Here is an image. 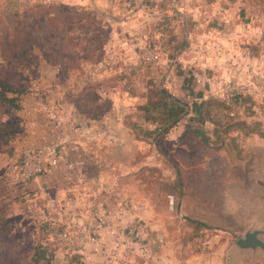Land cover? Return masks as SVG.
<instances>
[{"label": "rangeland", "instance_id": "374dc122", "mask_svg": "<svg viewBox=\"0 0 264 264\" xmlns=\"http://www.w3.org/2000/svg\"><path fill=\"white\" fill-rule=\"evenodd\" d=\"M14 2L16 15L6 11ZM106 22L89 0H0V63L30 89L31 121H99L116 102L127 127L112 131L111 145L99 143L109 158L59 190L53 208L36 191L23 194L0 147V264H32L41 245L50 264H264L260 249L235 245L250 230L264 242V74L228 73L209 97L249 96L234 117L214 105L203 120L209 98L191 109L193 97L180 93L188 113L174 126H161L157 111L142 121L136 108L151 75L103 61ZM118 67L129 75L120 82ZM94 78L99 94L88 89ZM10 121L0 111V123ZM193 126L209 144L185 135ZM101 215L113 227L89 231Z\"/></svg>", "mask_w": 264, "mask_h": 264}, {"label": "crops", "instance_id": "0c3cea01", "mask_svg": "<svg viewBox=\"0 0 264 264\" xmlns=\"http://www.w3.org/2000/svg\"><path fill=\"white\" fill-rule=\"evenodd\" d=\"M89 3L96 14L105 12L109 36L103 46V61L119 62L125 70L132 65L143 74L145 70L146 77H157L161 89L177 100L180 93L193 97L194 101L185 103L191 109V104L214 95L228 73L240 75L247 67L254 79L264 74L262 67L258 68L264 62V0ZM25 115L27 135L13 147L21 151L36 146L57 152L56 166L29 185L44 198V205L52 208L59 190L85 182L87 169L99 167L103 158H109L99 150V143L111 145L113 130H127L124 112L116 102H111L99 121L81 114L74 121H31ZM107 226L113 227L108 219Z\"/></svg>", "mask_w": 264, "mask_h": 264}, {"label": "trees", "instance_id": "16d2710c", "mask_svg": "<svg viewBox=\"0 0 264 264\" xmlns=\"http://www.w3.org/2000/svg\"><path fill=\"white\" fill-rule=\"evenodd\" d=\"M16 9V3L14 2L13 5L7 6L6 11L11 10L12 13L16 15ZM84 48L87 49L86 46ZM3 62L4 61L0 63V111L3 115L11 117L13 121H10L9 124L0 123V147L9 148L7 154L10 161L12 162L11 171L18 180L19 187L23 191V194H27L31 192L29 185L34 179L25 178L20 174L15 173L13 170V165L21 159L24 151L32 147H27L19 151L15 150L13 146L15 143H20L27 135L28 118L24 114V111L26 104L30 99L31 91L20 80V78L13 74L6 73L5 68L9 67V63ZM94 63H97V59L94 60ZM117 73L119 74L116 76L118 77L117 82L123 81L129 77V75L124 73V71H119ZM151 78L153 82L152 84L146 86L147 91L144 104L136 108L141 112L140 119L142 121H154V119L150 120L147 113L149 111H157L161 116V126L164 128L174 126L182 116L188 113L187 106L177 101L176 98L170 96L167 91H163L160 87L157 77ZM94 80L95 81H93L92 84V81L89 82L92 86H90L88 89L98 91L101 87V84L95 78ZM86 88L87 87H84L82 90L85 91L87 90ZM243 100L249 101V96L243 99L241 95H238L232 97L231 99H224L222 101L209 98L202 103L200 110L201 116L203 117V120H205V114H208L210 107L219 105L223 109H228L230 112L229 115L234 117L235 113L232 110L239 108L242 105ZM187 133L194 137L200 138L204 144H209L208 137L202 129L193 126L192 128L185 131V135ZM41 246H38V249H33L31 259L32 264H50V259L46 257L47 247L42 246V248H40Z\"/></svg>", "mask_w": 264, "mask_h": 264}, {"label": "built area", "instance_id": "2783aa9c", "mask_svg": "<svg viewBox=\"0 0 264 264\" xmlns=\"http://www.w3.org/2000/svg\"><path fill=\"white\" fill-rule=\"evenodd\" d=\"M57 164V152L44 147H32L23 152L21 159L13 165L15 173L25 178L35 179L49 173ZM141 221V219H139ZM107 225L106 216H99L95 225L89 226V231L98 232ZM88 231V234H90ZM62 240H69L67 232L59 234ZM86 238V237H84ZM82 237V239H84ZM154 243V241H152Z\"/></svg>", "mask_w": 264, "mask_h": 264}, {"label": "water", "instance_id": "95a60500", "mask_svg": "<svg viewBox=\"0 0 264 264\" xmlns=\"http://www.w3.org/2000/svg\"><path fill=\"white\" fill-rule=\"evenodd\" d=\"M170 96H172V95H170ZM172 97L174 98V96H172ZM262 234H263V232L259 231V230L247 231V232L244 233L243 237H239V238L236 239L235 245H236L237 248L243 249V250L260 249L261 251L264 252V242L260 239V235H262Z\"/></svg>", "mask_w": 264, "mask_h": 264}]
</instances>
